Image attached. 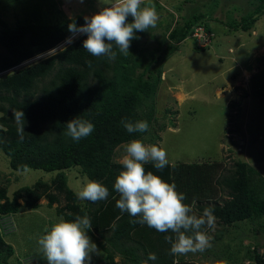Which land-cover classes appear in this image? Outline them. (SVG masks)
<instances>
[{"label":"trees","instance_id":"trees-1","mask_svg":"<svg viewBox=\"0 0 264 264\" xmlns=\"http://www.w3.org/2000/svg\"><path fill=\"white\" fill-rule=\"evenodd\" d=\"M21 1L0 0V151L8 157L9 167L15 172H20V164H27L29 169L56 174L49 181L38 180L32 186L15 190L11 197L7 188L1 186L0 217L36 210L41 199L46 200L49 208L62 201L64 204L55 210L57 217L74 220L76 215H87L92 222L88 232L100 236L96 240L99 252L92 255L91 264H144L145 261L147 264H200L194 259H185L184 255L170 254L171 245L164 238L166 235L175 238L170 230L160 233L146 224H130V220L137 218L116 208L119 195L113 186L123 166L115 161V151L133 139L142 141L148 135L155 121L154 102L164 62L187 39L194 42L197 50L209 49L215 33L205 19L212 8L219 7L220 1L224 8L232 0H212L208 6L204 0H182L181 3L190 5V10L173 26L167 24L164 42L151 49L149 55L148 50L140 47L138 39H133L127 56L117 50L114 61L94 57L83 49V40L87 37L80 35L71 44L19 66L54 50L70 37V22L84 24L80 15L55 23L44 22L33 11L16 14L15 23L10 26L3 19V3L20 5ZM240 10L243 14L238 13ZM226 15L225 20L217 21L229 30L251 33L264 15V0H246L243 9L232 7ZM197 27L211 34L208 46L199 47L191 37ZM12 109L25 113L22 141ZM77 116L95 126L93 133L79 142L66 135V122ZM125 118L133 123L146 120L149 130L128 133L121 124ZM164 129L165 126L159 127L160 132ZM75 167L81 177L107 187L108 198L96 203L79 199L77 202L65 174ZM144 167L146 172L152 171L164 181L174 182L176 190L186 195L183 203L193 207V214L202 215L205 206L214 208L219 229L209 234L214 246L203 257H209L211 251L214 258L218 261L222 258L226 264H243L245 260L248 264H264L259 245H242V237H238L235 245L230 242L223 245L228 256H222L216 247L228 228H239L243 221L254 225V234H264V177L253 167L243 161L234 162L230 169L221 161L168 164L163 171H157L151 162ZM1 227L0 223V264H23L14 256L13 246L5 241ZM202 230L210 232L206 226ZM149 253H155L157 259L147 260ZM115 258L122 262L117 263Z\"/></svg>","mask_w":264,"mask_h":264},{"label":"rangeland","instance_id":"rangeland-1","mask_svg":"<svg viewBox=\"0 0 264 264\" xmlns=\"http://www.w3.org/2000/svg\"><path fill=\"white\" fill-rule=\"evenodd\" d=\"M211 1L204 0L207 6L209 2L211 5ZM181 2L143 0L141 7L154 5L159 15L154 28L135 33L140 47L148 50L147 55L160 42H164L167 24L173 26L176 20L190 10L189 4ZM245 3L246 0H232L222 8L223 2L220 1L219 7L212 8L205 19L215 33L211 47L197 50L194 42L187 39L164 62L162 81L154 102L155 121L142 141L166 150L170 165L221 161L226 169H230L234 162L243 161L264 177V15L259 18L251 33L229 30L217 21L227 18L228 9H243ZM47 4L53 6L49 8ZM110 4L111 0H84L83 3L79 0H22L20 5L3 3V19L13 26L16 14L35 11L44 22L55 23L77 15L91 16L99 7ZM60 11H64V14H59ZM238 13L243 14V10ZM128 20L132 22V17L129 16ZM165 45L163 43L162 46ZM170 123L174 126L171 127ZM162 126L165 129L160 132L159 127ZM115 152V161L120 162L124 155L123 145ZM55 174L32 169L27 173L15 172L9 167L8 157L0 151V187L7 188L9 197L15 190L32 186L38 180L49 181ZM65 174L68 187L76 195L82 190L85 177H81L77 167L65 171ZM39 203L36 210H24L16 215L0 217L1 228L6 235L4 239L13 246L14 256L20 258L23 264H47L39 250L38 238L45 234V227L50 228L58 222L55 210L64 204L61 201L59 205L54 204L49 208L45 199ZM240 224L239 228H228L216 244L221 255L228 256L223 251V245L228 242L237 244L238 237L243 238L242 245L257 244L259 252L264 253V234H254V225L248 220ZM218 229L215 222V227L207 234ZM87 235L95 244L100 238L95 233L88 232ZM205 253H189L184 256L200 264H226L222 258L220 261L214 258L213 252L209 251L210 256L203 257ZM115 261L122 262L120 258H115ZM243 264L248 262L245 260Z\"/></svg>","mask_w":264,"mask_h":264},{"label":"clouds","instance_id":"clouds-1","mask_svg":"<svg viewBox=\"0 0 264 264\" xmlns=\"http://www.w3.org/2000/svg\"><path fill=\"white\" fill-rule=\"evenodd\" d=\"M79 2L83 3L84 0ZM142 4L143 0H111L110 5L99 7L91 16H84L83 25H77L75 21L70 22L68 31L72 35L54 50L19 66L71 44L74 38L80 35L87 37L83 40V49L94 57L103 56L114 61L118 52L127 56L130 53L131 41L138 39L135 33L154 28L159 19L154 5L141 7ZM129 16L132 17V22L128 21ZM11 112L17 126V134L22 141L26 124L25 113L16 109ZM121 124L128 133H143L149 130L146 120L133 123L125 118L121 120ZM66 126V135L76 142L89 137L95 127L89 120L78 116L67 121ZM123 149L124 155L120 159L123 170L116 177L113 187L119 195L116 208L121 213L127 212L131 217L137 218L129 223L146 224L160 233L170 230L175 234V238L172 235H166L164 238L171 245L170 254L173 256L203 253L210 248L212 237L202 229L205 226L208 229L215 227L214 208L205 206L202 215L193 214V207L183 203L186 195L176 190L177 185L174 182L168 183L152 171H145L144 165L150 162L157 171H163L169 164L166 150L137 139L124 144ZM18 171L27 173L30 169L27 164H20ZM76 196L81 201L96 203L106 200L109 190L102 183L85 177L82 190L78 191ZM91 226L90 217L76 215L74 220L60 217L50 228L45 227V234L38 238V245L47 264H91L92 254H98L96 244L87 235ZM156 259L155 253H149L147 260ZM144 264H147V261Z\"/></svg>","mask_w":264,"mask_h":264},{"label":"built area","instance_id":"built-area-1","mask_svg":"<svg viewBox=\"0 0 264 264\" xmlns=\"http://www.w3.org/2000/svg\"><path fill=\"white\" fill-rule=\"evenodd\" d=\"M210 36L211 34H207L202 27H197L191 37L199 47H206L210 43Z\"/></svg>","mask_w":264,"mask_h":264}]
</instances>
